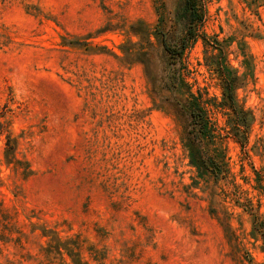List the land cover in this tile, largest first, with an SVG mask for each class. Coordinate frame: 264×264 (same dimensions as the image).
<instances>
[{
	"label": "rangeland",
	"instance_id": "374dc122",
	"mask_svg": "<svg viewBox=\"0 0 264 264\" xmlns=\"http://www.w3.org/2000/svg\"><path fill=\"white\" fill-rule=\"evenodd\" d=\"M181 2L0 0V264H264V0H202L175 59ZM221 64L254 117L240 137Z\"/></svg>",
	"mask_w": 264,
	"mask_h": 264
},
{
	"label": "trees",
	"instance_id": "16d2710c",
	"mask_svg": "<svg viewBox=\"0 0 264 264\" xmlns=\"http://www.w3.org/2000/svg\"><path fill=\"white\" fill-rule=\"evenodd\" d=\"M180 16L184 23V33L177 45L169 44L163 38V46L170 57L178 59L187 47L189 42L195 39L200 32V27L205 19V11L202 0H182L180 6ZM70 44L78 45L80 41H69ZM220 71L224 81V95L227 98L229 105L233 109L237 128L242 129L236 133L240 137L249 129L254 117L251 111L244 109L237 102L235 90L239 85V77L232 69H226L221 64ZM179 104L187 109L189 120L185 126V138L187 146L190 150L191 161L202 171H210L215 178L225 171L224 164L217 155L209 147L208 142V120L203 110L197 105H193L190 101L179 97ZM14 150L11 136H7L6 140V155L9 156Z\"/></svg>",
	"mask_w": 264,
	"mask_h": 264
}]
</instances>
